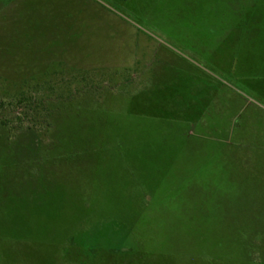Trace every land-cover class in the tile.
<instances>
[{
  "label": "rangeland",
  "instance_id": "obj_1",
  "mask_svg": "<svg viewBox=\"0 0 264 264\" xmlns=\"http://www.w3.org/2000/svg\"><path fill=\"white\" fill-rule=\"evenodd\" d=\"M85 84L0 128V264H264V0H0L1 99Z\"/></svg>",
  "mask_w": 264,
  "mask_h": 264
},
{
  "label": "trees",
  "instance_id": "obj_2",
  "mask_svg": "<svg viewBox=\"0 0 264 264\" xmlns=\"http://www.w3.org/2000/svg\"><path fill=\"white\" fill-rule=\"evenodd\" d=\"M111 88V87H110ZM106 87L81 85L67 95L61 94L60 89H53V94H31L22 92L4 100L0 98V128H8L11 131L44 130L50 127L51 107L58 103H70L80 95H98ZM112 89V88H111Z\"/></svg>",
  "mask_w": 264,
  "mask_h": 264
},
{
  "label": "crops",
  "instance_id": "obj_3",
  "mask_svg": "<svg viewBox=\"0 0 264 264\" xmlns=\"http://www.w3.org/2000/svg\"><path fill=\"white\" fill-rule=\"evenodd\" d=\"M138 95H140V96H142L141 94H139L138 93ZM184 106V105H183ZM184 109L186 110L187 109V107L186 106H184ZM190 109V108H189ZM170 110H171V112H172V109L170 108ZM181 109H179V110H175V114H176V117H175V119L177 120V121H180V122H182V124L183 125H185V130H184V135H185V137H192V136H194V134H195V129H196V123H198L199 121V116H200V114L201 113H196L197 115H193V116H186V118L185 117H180V115L179 114H177V111H179V112H181L180 111ZM195 113V112H194ZM194 118V119H193ZM203 125V124H202ZM195 136H196V134H195Z\"/></svg>",
  "mask_w": 264,
  "mask_h": 264
}]
</instances>
